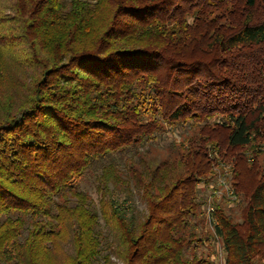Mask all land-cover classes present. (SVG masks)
Listing matches in <instances>:
<instances>
[{
    "label": "trees",
    "instance_id": "16d2710c",
    "mask_svg": "<svg viewBox=\"0 0 264 264\" xmlns=\"http://www.w3.org/2000/svg\"><path fill=\"white\" fill-rule=\"evenodd\" d=\"M163 122L196 132L154 163ZM263 154L264 0H0V264H210L218 158L244 202L216 205L225 264H264Z\"/></svg>",
    "mask_w": 264,
    "mask_h": 264
},
{
    "label": "rangeland",
    "instance_id": "374dc122",
    "mask_svg": "<svg viewBox=\"0 0 264 264\" xmlns=\"http://www.w3.org/2000/svg\"><path fill=\"white\" fill-rule=\"evenodd\" d=\"M224 12V11H220ZM218 11H214L213 15H219ZM225 23V19L223 22ZM9 81V79H8ZM222 119L221 115H216L214 117V121L218 122ZM163 131L161 134H158L157 137L149 141L145 146H143L144 155L147 159H150L152 162L156 163L158 161H163L167 159L176 158L179 153L181 154V145H188V139L196 132V125L192 126L189 123H179L177 125L170 124L169 122H163ZM263 159V160H262ZM262 161L264 162V154L262 156ZM226 165V163H225ZM228 166V165H227ZM225 166L217 167V171H224ZM233 172V170H232ZM217 175L213 177V179H209V181L205 183H201L198 185V199L197 201L200 203V210L197 211L195 216L192 218V224L195 222L197 226H195V231L199 233L203 238H207L208 240L203 241L199 244V252L207 258L210 264H225V260L227 257V253L223 247L222 240L219 237H216V225L217 218L215 216L209 215L207 208L210 203V196L212 195L213 190L211 186H213V182L217 183L216 179ZM234 185V184H233ZM218 184L215 185L217 187ZM82 190L87 191L92 198L98 200V192L96 191V181L94 176L90 175L86 181L81 184ZM133 189V203L136 204V209L139 214H142L146 211V205L143 202L140 191L137 188ZM236 189V188H235ZM237 191V190H236ZM238 193V192H237ZM223 199L219 202L216 201V198H213V205H223L226 212L234 216L235 220L241 221V212L242 206L244 202L242 201L241 194L238 193L237 199L232 201L226 195H223ZM216 202V203H215ZM100 229L103 231V251L104 253L109 252L107 246L112 242L113 237L110 234L109 227L104 223V220L100 219ZM61 253L69 252L70 245L69 243H61L59 246ZM112 260L120 263L114 255L112 256Z\"/></svg>",
    "mask_w": 264,
    "mask_h": 264
},
{
    "label": "built area",
    "instance_id": "2783aa9c",
    "mask_svg": "<svg viewBox=\"0 0 264 264\" xmlns=\"http://www.w3.org/2000/svg\"><path fill=\"white\" fill-rule=\"evenodd\" d=\"M216 161H217L216 168L225 166V169L224 171H219L216 173L217 183L213 182V186H211L213 192L212 195L210 196L211 198L209 199L210 203L208 205L207 211L209 215L214 216V218H215L216 205L212 204L214 202L212 201L213 198H216V201L220 202L223 199L222 198L223 195H226L229 198V200L234 201L237 199L238 196L235 186L233 185V172L231 165L229 164L225 165V163L222 161L221 158H218ZM216 184H218L217 187H215Z\"/></svg>",
    "mask_w": 264,
    "mask_h": 264
}]
</instances>
